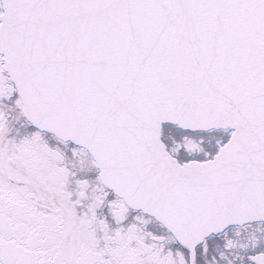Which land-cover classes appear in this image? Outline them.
Masks as SVG:
<instances>
[{
	"label": "snow or ice",
	"instance_id": "6c2138e0",
	"mask_svg": "<svg viewBox=\"0 0 264 264\" xmlns=\"http://www.w3.org/2000/svg\"><path fill=\"white\" fill-rule=\"evenodd\" d=\"M0 264H264V0H0Z\"/></svg>",
	"mask_w": 264,
	"mask_h": 264
}]
</instances>
